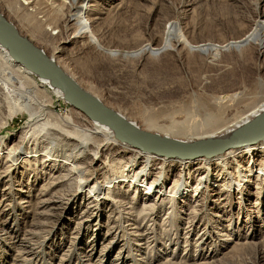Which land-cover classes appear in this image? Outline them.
Returning <instances> with one entry per match:
<instances>
[{
	"label": "rangeland",
	"instance_id": "1",
	"mask_svg": "<svg viewBox=\"0 0 264 264\" xmlns=\"http://www.w3.org/2000/svg\"><path fill=\"white\" fill-rule=\"evenodd\" d=\"M0 13L145 131L197 140L264 102V0H0ZM17 81L0 60V264H264V153L230 158L232 188L201 160L77 157L59 131L84 113L42 85L13 101Z\"/></svg>",
	"mask_w": 264,
	"mask_h": 264
},
{
	"label": "bare ground",
	"instance_id": "2",
	"mask_svg": "<svg viewBox=\"0 0 264 264\" xmlns=\"http://www.w3.org/2000/svg\"><path fill=\"white\" fill-rule=\"evenodd\" d=\"M0 60L6 63L8 67L12 68L17 73H19V76L21 77V81H17L16 85H13V86L8 85V93L13 101H17V100L27 101L29 98L34 96V92H35L34 89L36 90V88L40 87L41 85L46 86L47 91L51 93L52 96L63 98L65 101H67L65 98L64 91L60 89L54 81L43 76L30 63L24 60L21 61L19 56L11 53L1 43V41H0ZM98 99L102 103H104L100 98ZM114 111L118 114V116L122 119V121L125 122V124H128L132 128L134 127L136 129L143 130L142 126L130 120L128 116H126L124 113L118 112L116 110ZM190 111H191V106L189 108L187 107V112H190ZM142 112L146 118L144 119V121L146 120L145 122L148 124V126L150 128L156 127L154 115L146 111L145 112L142 111ZM84 114L81 117L82 122L78 124L74 123L73 130L70 133L59 131L65 137V139H67V141L71 143V147L73 148L72 153H75L77 157L90 154L93 157V160H98L100 156L102 155V152L105 149L111 147L112 145V146H121L125 149V151L132 150V153L137 159L142 156H145L147 159H150L152 157L153 158L160 157L163 159L165 164H167L168 162H172L169 159L179 160L182 166L183 165L186 166L187 164H189L190 161L201 160V166L199 168H204L207 181L217 182L216 175L214 176L213 171L214 169L222 168L225 176L227 177L228 183H230L229 186L230 188H232L234 186L235 180H234V176L232 175V172L229 171L230 158H233L234 160L238 158L240 159L244 158L245 156H249L250 158H252V157L257 156L259 153H264V139H262V140H258L255 143L247 144L245 146H241V147L237 146V147L230 148L227 151H224L223 153H220L214 157H207L204 155L203 157H199L197 159H177V158H171V157H166V156H159L157 154H154L153 152L139 149L128 141L120 140L117 137V129L114 126L110 125L109 123H105L103 121L92 119L86 114L85 115ZM216 115L217 114L214 115V114L207 113L206 115L203 116L202 121L199 124V126L196 125V127L200 128V127H203L204 125H208L210 123L216 122L217 120ZM263 115H264V102L261 104L254 105L248 111L243 113V115L238 117L236 120L232 121L230 124L219 127L212 131H206L202 133L203 134L202 136H198V138L196 137L197 140L190 139V140L184 141L182 139L178 140L175 138H171L170 137L172 135L170 132L171 129L170 130L168 129L169 131H165L164 132L165 135L159 134L162 132L158 130L157 131L159 133H156V134L166 137L171 140H177L179 142H184V143H199L203 141H209V140L211 141V140H217V139L225 140V139H232V138H240L248 134H251L254 130H257L260 125V119ZM72 120L73 118L71 116H70V119L67 120V125H70V127H72V124H73ZM187 121L188 120L186 119L185 122ZM172 126H175V124H173ZM188 128L192 129V124L188 123ZM76 168L78 167L76 166ZM80 175H82V172H80ZM86 182L87 180L81 177L79 181V189L82 188Z\"/></svg>",
	"mask_w": 264,
	"mask_h": 264
},
{
	"label": "water",
	"instance_id": "3",
	"mask_svg": "<svg viewBox=\"0 0 264 264\" xmlns=\"http://www.w3.org/2000/svg\"><path fill=\"white\" fill-rule=\"evenodd\" d=\"M0 41L21 61L30 63L43 76L54 81L65 93L66 100L92 119L109 123L117 129V137L137 148L159 156L177 159L214 157L233 147H241L264 139V115L257 130L240 138L217 139L199 143H184L171 140L156 133L132 128L118 114L85 90L68 72L51 58L18 27L0 13Z\"/></svg>",
	"mask_w": 264,
	"mask_h": 264
}]
</instances>
